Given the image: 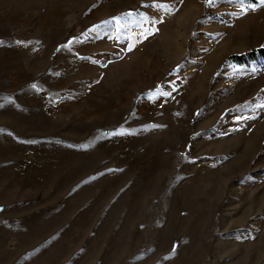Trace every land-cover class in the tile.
Listing matches in <instances>:
<instances>
[{"label": "rangeland", "instance_id": "374dc122", "mask_svg": "<svg viewBox=\"0 0 264 264\" xmlns=\"http://www.w3.org/2000/svg\"><path fill=\"white\" fill-rule=\"evenodd\" d=\"M261 0H0V264H264Z\"/></svg>", "mask_w": 264, "mask_h": 264}, {"label": "trees", "instance_id": "16d2710c", "mask_svg": "<svg viewBox=\"0 0 264 264\" xmlns=\"http://www.w3.org/2000/svg\"><path fill=\"white\" fill-rule=\"evenodd\" d=\"M227 61L237 65H249L257 62L264 69V47L255 48L242 54L231 55Z\"/></svg>", "mask_w": 264, "mask_h": 264}, {"label": "snow or ice", "instance_id": "6c2138e0", "mask_svg": "<svg viewBox=\"0 0 264 264\" xmlns=\"http://www.w3.org/2000/svg\"><path fill=\"white\" fill-rule=\"evenodd\" d=\"M214 2V0H207V3L211 5ZM243 2V0H241ZM261 4L264 5V0H261Z\"/></svg>", "mask_w": 264, "mask_h": 264}]
</instances>
